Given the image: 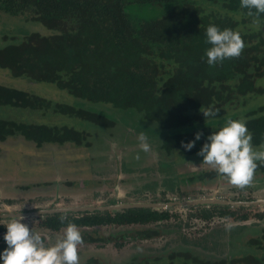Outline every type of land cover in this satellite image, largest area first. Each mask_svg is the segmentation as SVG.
<instances>
[{
    "label": "trees",
    "instance_id": "16d2710c",
    "mask_svg": "<svg viewBox=\"0 0 264 264\" xmlns=\"http://www.w3.org/2000/svg\"><path fill=\"white\" fill-rule=\"evenodd\" d=\"M150 9L159 10L161 15L150 17ZM247 11L240 7V0H0V13L39 21L51 31L22 33L19 41L1 46L0 68L14 76L53 82L89 102L131 111L146 122L143 125L149 128L147 132L161 135L160 149L169 155L197 154L206 138L227 118L246 121L252 144L260 146L264 143V104L254 106L251 101L264 95V83H258L264 78V14L253 23ZM210 24L241 34L245 46L240 57L214 67L206 63L204 52L211 45L205 43V30ZM5 106L52 108L102 126L114 124L102 110L53 104L0 83V107ZM209 106L218 109L219 114L205 119L200 109ZM197 132L203 133L201 139L191 150L183 148L182 142L195 140ZM9 136H20L41 146L46 142L85 143L89 135L66 125L0 118V140ZM255 173H264V165L258 166ZM218 177L212 169L196 173L195 179L211 182ZM233 208L202 206L191 217L204 223L225 217L248 218L247 213L237 216ZM61 215H46L39 224L48 231H60L66 227L60 223ZM175 215L150 208H128L67 216L78 226L83 244H106L113 235L102 238L95 234L98 227L139 224L144 229H138L136 238H156L164 234L158 223ZM125 236L129 235L122 234ZM250 242L262 249L263 255L208 257L174 247L167 253H155L152 248L150 254L133 256H138L139 264L147 260L146 264H159L161 258L166 259L165 264H264V235L250 238ZM116 243L123 245L121 241ZM5 248L7 245H0V253ZM84 264L104 263L90 258Z\"/></svg>",
    "mask_w": 264,
    "mask_h": 264
},
{
    "label": "rangeland",
    "instance_id": "374dc122",
    "mask_svg": "<svg viewBox=\"0 0 264 264\" xmlns=\"http://www.w3.org/2000/svg\"><path fill=\"white\" fill-rule=\"evenodd\" d=\"M148 15L157 17L161 12L150 9ZM30 31L51 33L39 21L0 13V47L9 42L19 41L20 34ZM0 83L23 89L30 94L50 100L53 104L63 103L94 111L102 110L108 118L114 120V124L102 126L74 115L55 112L52 108L43 110L16 106L0 107L2 119L66 125L85 131L89 135L87 141L80 144L72 141L62 144L46 142L39 146L20 136H9L5 140H0V206L6 203L11 209L13 208L11 204H15L16 210L31 209L29 205L37 203L45 206L47 203L38 199L43 193L48 194L57 190L58 195L64 197L63 191L67 188L73 191L74 196L89 190V198L83 205H104L112 200L129 203L144 202L145 200H140L141 198L135 193L137 189L142 191L149 188L154 191L157 186L162 198L168 195L172 198L177 196L176 199L216 197L249 201L264 197V173H255L252 186L244 189L231 186L220 176L211 182H200L195 179L196 173L202 170L210 171L213 168L204 164L203 157L197 154H167L160 149L161 135L147 132L148 127L143 125L146 122L143 123L139 116L130 114L131 111L128 113L110 104L83 100L53 82L14 76L4 68H0ZM258 83L263 84L264 78ZM251 104L254 106L264 104V95L253 99ZM140 132H144L148 138L150 151L147 153L139 148ZM254 147L259 148V146ZM137 154L139 159L136 158ZM168 177L176 178L177 184L180 183L178 190L165 189L164 183ZM88 183L93 184V188H90ZM83 185L87 189H82ZM165 192L167 195L164 194ZM10 201L13 203L10 204ZM202 206L209 208L211 205H198L191 209L181 206L164 208L163 210L176 214V217L172 216L162 224L158 223L162 225L159 226L162 234H167L168 237L163 234L149 240H131L128 237L123 238L122 234L134 235L138 229L144 227L138 225L98 227L95 234L102 238L112 234V241L106 244L101 241L80 245L78 250L80 264H84L90 258H95L104 264H139L136 259L138 256L133 255L150 254L152 248L155 253H167L174 247L188 248L208 257L227 255L231 258H243L248 255L257 257L263 255L262 249H257V245L250 242V238H261L264 235V217L258 216V214L264 215V206L235 205L232 207H235L233 210L236 215L247 213V219L227 221L215 219L209 223L191 217L192 214L199 213L198 208ZM4 209V207L0 208V211ZM22 222L27 224L30 230L40 233L45 238L46 244L55 243L56 238L63 234L62 230L51 232L37 227L36 221L26 219ZM226 222L234 225L230 231L225 230ZM115 241H121L123 245L119 247ZM134 257L136 261L131 262ZM147 262L148 260L144 263ZM165 262V258L159 259V264Z\"/></svg>",
    "mask_w": 264,
    "mask_h": 264
},
{
    "label": "clouds",
    "instance_id": "9594fccd",
    "mask_svg": "<svg viewBox=\"0 0 264 264\" xmlns=\"http://www.w3.org/2000/svg\"><path fill=\"white\" fill-rule=\"evenodd\" d=\"M240 7L248 10L247 15L253 18V23H258L260 16L264 14V0H240ZM205 36V43L211 45L204 52L206 63L210 67L226 59L238 58L243 52L245 45L237 31L229 28L221 30L210 24L206 27ZM200 111L205 119L219 114L214 106L202 107ZM202 135V132H197L195 140L186 144L182 142V147L191 150ZM138 140L140 150L149 152L150 145L144 132L139 133ZM252 140L246 121L227 118L218 130L206 138L207 142L197 155L203 157V163L211 166L228 184L244 189L252 186L255 170L264 165V143L256 148ZM136 158L139 159V154ZM23 219L22 216L12 217L10 222L4 224L7 231L3 238L7 248L0 253L2 264H80L78 250L84 242L83 237L78 226L67 215L59 217L60 223L66 224V227L62 229V236L57 237L53 244H46L45 238L30 230L22 222ZM228 219L224 218L225 221ZM224 227L230 231L234 225L226 222Z\"/></svg>",
    "mask_w": 264,
    "mask_h": 264
},
{
    "label": "flooded vegetation",
    "instance_id": "af4514ba",
    "mask_svg": "<svg viewBox=\"0 0 264 264\" xmlns=\"http://www.w3.org/2000/svg\"><path fill=\"white\" fill-rule=\"evenodd\" d=\"M186 181H189V180H186ZM162 185H163V183H162ZM93 186H94L93 184L92 185L89 184L90 188H93ZM179 186H181V185H180V183H179V185L177 184L176 178H169L168 177L166 179L165 183H164L165 189L167 188L168 190H170L171 188H176L178 190ZM157 187H156V189L154 191H151L149 188H146L145 190H142V191L140 189H137V192H135V193L137 194L138 197L141 198V199L139 198L140 200H143V201L145 200L144 202H157V201L163 202V201H169V200H171V201L172 200H178V199H176L177 196H175V198H172V197L167 195V192L164 193L165 195H167L165 198L160 197L161 194H160V191L157 189ZM81 188L82 189H87L84 185ZM88 191L89 190L87 189V191L81 193L80 195H76V196H74L73 191H68V194L66 196H64V197H61L60 195H58L59 191H57V190H53L52 192H49L48 194L43 193V195H41V197H39L38 199L40 200V202H46L47 204L45 206H43L41 203L30 204V205L28 204L31 209H27V210H25L24 208L21 209V210L20 209L16 210L14 208L15 204H11L13 202L10 201V204L13 205V208L9 209L10 206L8 204H6V203L5 204H1L0 208L4 207L5 209H4V211H0V215L16 214V216H13V217L19 218V217H21L20 213H27V212H33V211L50 210V209H55V208L59 209V208L73 207V206H80V205H82V206H105V205H111V204H117V203H125V202H118V201L112 200L109 203L104 204V205H95V204L94 205H83V204H85V202H87V199L89 198L90 194H89ZM257 199H264V197L263 198H257ZM252 200H255V199H252ZM244 201H248V200H244ZM77 204H80V205H77ZM243 205L251 206V205H247V204H243ZM253 205H256V204H252V206ZM174 206H178V205H174ZM174 206H170V207H174ZM262 206H264V204ZM167 208H169V207H167ZM189 208L191 209L192 207H189ZM7 209H8V211H6ZM150 209H152V208H150ZM163 209L164 208H161L159 210L160 211H167L166 209L165 210H163ZM122 210H124V209H122ZM154 210H157V209H154ZM159 210H157V211H159ZM95 211H99V210H95ZM104 211H110V210H104ZM80 212H85V211H75V212L74 211L73 212H70V211L64 212L63 211V212H60V213L63 214V215H69V214H73V213L77 214V213H80ZM91 212H93V211H91ZM171 213H174V212H171ZM51 214H55V213H38L36 215L22 216V217L24 218L23 221L26 220V219H28V221L29 220H31L33 222L36 221L35 224H36L37 227L45 229L39 224V222L46 215H51ZM11 218H12L11 216L0 217V225L2 226V229L0 230V244H1V246H6L7 245L5 240H4V238H3L4 235L6 234V231H7V228H6V226L4 224H6L7 222H10ZM133 225L140 226L139 224L120 225V226H133ZM45 230H47V229H45ZM137 231H139V230H137ZM137 231H136V233H137ZM125 237H127V236H125ZM128 238L131 239V240H134V239L149 240V239H151V238L139 239V238H136V235H129Z\"/></svg>",
    "mask_w": 264,
    "mask_h": 264
},
{
    "label": "water",
    "instance_id": "95a60500",
    "mask_svg": "<svg viewBox=\"0 0 264 264\" xmlns=\"http://www.w3.org/2000/svg\"><path fill=\"white\" fill-rule=\"evenodd\" d=\"M252 205V204H264V199H255L250 201H235V200H228V199H220L216 197L211 198H200V197H188L178 200H169V201H163V202H125V203H117V204H111V205H105V206H73V207H65V208H55L50 210H42V211H33V212H27V213H20L21 216H31L36 215L38 213H60V212H75V211H104V210H110V211H120L122 209H128V208H152V209H161V208H167L170 206L178 205L181 207H193L198 205H229V206H235V205ZM6 216H16V214H5L0 215V217H6Z\"/></svg>",
    "mask_w": 264,
    "mask_h": 264
},
{
    "label": "crops",
    "instance_id": "0c3cea01",
    "mask_svg": "<svg viewBox=\"0 0 264 264\" xmlns=\"http://www.w3.org/2000/svg\"><path fill=\"white\" fill-rule=\"evenodd\" d=\"M68 191H71L70 188H67V191H66V190L63 191L64 194H65L64 196H66V195L68 194ZM51 192H52V191H51Z\"/></svg>",
    "mask_w": 264,
    "mask_h": 264
}]
</instances>
